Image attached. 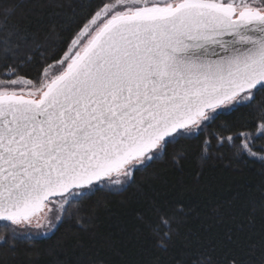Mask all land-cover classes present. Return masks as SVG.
<instances>
[{"label":"snow or ice","instance_id":"6c2138e0","mask_svg":"<svg viewBox=\"0 0 264 264\" xmlns=\"http://www.w3.org/2000/svg\"><path fill=\"white\" fill-rule=\"evenodd\" d=\"M13 11L0 7L4 244L21 225L31 230L35 220L36 229L53 231L74 203L124 190L166 156L182 158L181 142L213 124L219 144L239 139L242 154L264 161L255 143L264 137V105L256 103L264 93V0H100L60 58L35 68L30 57H10L28 39L10 26ZM249 106L256 131L224 135L233 127L228 116ZM202 146L211 147L207 136Z\"/></svg>","mask_w":264,"mask_h":264},{"label":"trees","instance_id":"16d2710c","mask_svg":"<svg viewBox=\"0 0 264 264\" xmlns=\"http://www.w3.org/2000/svg\"><path fill=\"white\" fill-rule=\"evenodd\" d=\"M99 3L0 0V7L14 9L10 26L19 24L28 36L10 57H30L33 68L45 57H52L48 63L58 60L77 23ZM4 54L0 47V56ZM256 103L264 105V93L257 95ZM250 110L239 107L230 114L233 127L223 134L255 132L258 121ZM214 130L219 131L216 124L182 141V158L174 161L169 155L156 161L137 172L135 182L124 190H97L74 203L50 235L0 241V264H231L233 258L248 256L259 264L264 247V161L242 154L239 139L233 146L219 144ZM206 136L211 141L207 150L202 146ZM258 141L264 145V138ZM161 219L170 228H164ZM157 226L170 239L162 241Z\"/></svg>","mask_w":264,"mask_h":264},{"label":"rangeland","instance_id":"374dc122","mask_svg":"<svg viewBox=\"0 0 264 264\" xmlns=\"http://www.w3.org/2000/svg\"><path fill=\"white\" fill-rule=\"evenodd\" d=\"M262 138H264V137H262ZM258 139L255 141L256 145H258V146H264V145H262L260 143V141H258ZM35 223H36V221L33 220V226L31 227V230H26L23 225L19 226L20 227V234H19V236L43 237V236L50 235L55 230L54 229L53 231H44V228L36 229L34 227ZM41 224L44 225L45 227L47 226V222L43 219V217H41Z\"/></svg>","mask_w":264,"mask_h":264}]
</instances>
